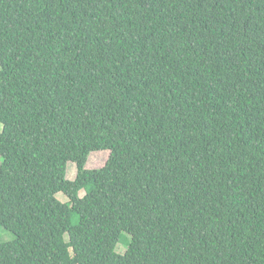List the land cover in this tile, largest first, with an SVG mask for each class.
<instances>
[{
  "label": "trees",
  "instance_id": "1",
  "mask_svg": "<svg viewBox=\"0 0 264 264\" xmlns=\"http://www.w3.org/2000/svg\"><path fill=\"white\" fill-rule=\"evenodd\" d=\"M0 63V264H264V0H0Z\"/></svg>",
  "mask_w": 264,
  "mask_h": 264
},
{
  "label": "rangeland",
  "instance_id": "2",
  "mask_svg": "<svg viewBox=\"0 0 264 264\" xmlns=\"http://www.w3.org/2000/svg\"><path fill=\"white\" fill-rule=\"evenodd\" d=\"M0 67H1V63H0ZM2 123H0V129H2ZM110 151L109 150H103V151H93L88 159L87 162V167L89 168H100L102 166L105 165L108 157H109ZM3 162V157L0 155V165ZM77 175V165L75 162H69L68 167H67V177L70 179H74ZM86 194V189H83L80 191V195L84 196ZM57 197L63 201L66 202L69 200L68 196L63 193V192H59L57 194ZM79 221V216L76 213H73V217H72V222L73 224H77ZM16 237V235L10 231L9 229H7L6 227H4L2 224H0V241H8V240H12ZM66 239H69L68 234L66 235ZM131 240V235L124 231L123 232V237L121 238L120 242L117 245V252L120 253H124L129 245V242Z\"/></svg>",
  "mask_w": 264,
  "mask_h": 264
}]
</instances>
